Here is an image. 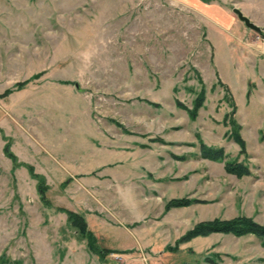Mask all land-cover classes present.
Returning a JSON list of instances; mask_svg holds the SVG:
<instances>
[{
	"label": "rangeland",
	"instance_id": "1",
	"mask_svg": "<svg viewBox=\"0 0 264 264\" xmlns=\"http://www.w3.org/2000/svg\"><path fill=\"white\" fill-rule=\"evenodd\" d=\"M201 88L192 121L178 103ZM229 100L245 155L223 124ZM3 138L45 176L44 201ZM175 198L195 203L165 212ZM62 210L113 254L90 252ZM239 216L264 226V0H0V264H264L253 235L176 246Z\"/></svg>",
	"mask_w": 264,
	"mask_h": 264
},
{
	"label": "trees",
	"instance_id": "2",
	"mask_svg": "<svg viewBox=\"0 0 264 264\" xmlns=\"http://www.w3.org/2000/svg\"><path fill=\"white\" fill-rule=\"evenodd\" d=\"M27 82L18 83L15 85V89L19 90L23 86L26 85ZM12 90H6L4 92V96L8 95ZM205 101V93L204 89L201 88L199 93L196 95L195 99L192 103V108H186L182 104L178 103V106L183 108L188 113L189 118L194 121L197 116V112L200 108H202L203 103ZM231 112L224 117V125L230 127L229 129V138L239 147V153L245 155V142L240 136V125L234 119V114L236 110V106L234 105L232 100H229ZM6 144L4 145L3 151L5 156L13 162L14 167L23 166L27 168L32 179L37 181V190L44 201V194L46 191L45 179L36 173H34L33 167L26 164H19L16 156L10 151V140L7 138H3ZM201 156L204 159H208L211 161H222L224 158V152L222 149H213L204 146L201 144L200 147ZM224 170L227 174L233 175L236 178L240 179L242 177L250 176L251 172L247 165L242 162L237 161H227L224 164ZM195 203V200L187 199V198H175L169 200L165 206L164 211L167 212L171 209H179L186 208ZM67 215V222L69 226L74 229L76 236L80 241H85L87 249L97 254L99 257H103L108 253L113 254L111 251L107 250H99L96 246V239L92 232L88 229L86 221L83 216L71 211L62 210ZM213 233H221V234H231L236 237H241L245 235H253L257 238H264V226L255 222L252 218L239 216L230 220H212L207 222H199L194 225L190 230H188L183 236H181L176 241V246L187 243L197 237H206ZM170 248V247H169ZM172 250H175L174 247ZM206 264H214L210 262V260H206ZM222 264V263H219Z\"/></svg>",
	"mask_w": 264,
	"mask_h": 264
},
{
	"label": "water",
	"instance_id": "3",
	"mask_svg": "<svg viewBox=\"0 0 264 264\" xmlns=\"http://www.w3.org/2000/svg\"><path fill=\"white\" fill-rule=\"evenodd\" d=\"M232 11L236 15V17L239 19V21H241L245 25L246 28L256 33L260 32V28L254 25L247 17H245L241 11L235 8Z\"/></svg>",
	"mask_w": 264,
	"mask_h": 264
},
{
	"label": "crops",
	"instance_id": "4",
	"mask_svg": "<svg viewBox=\"0 0 264 264\" xmlns=\"http://www.w3.org/2000/svg\"><path fill=\"white\" fill-rule=\"evenodd\" d=\"M41 175V174H40ZM44 178H45V176L44 175H42ZM45 180H46V178H45Z\"/></svg>",
	"mask_w": 264,
	"mask_h": 264
}]
</instances>
